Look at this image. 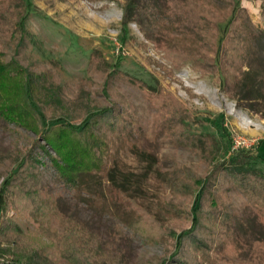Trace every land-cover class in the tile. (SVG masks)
Here are the masks:
<instances>
[{
	"label": "trees",
	"instance_id": "obj_1",
	"mask_svg": "<svg viewBox=\"0 0 264 264\" xmlns=\"http://www.w3.org/2000/svg\"><path fill=\"white\" fill-rule=\"evenodd\" d=\"M125 1V25L139 24L147 39L165 51L174 67L190 62L202 74L218 75L228 95L250 103L264 101V60L258 51L261 33L240 0ZM32 7L31 0H0V22L7 25L6 40H0V129L14 135L18 127H24L42 139L20 135L26 145L18 148L16 162L26 178L15 183L12 175L1 185L0 238L12 240L23 234L16 222L3 219L6 207L13 204L34 223L37 238H48L49 243L42 245L35 257L48 264H103V249L86 221L77 213H68L60 196L46 186H24L31 178L39 182L35 170L44 166L55 171L51 182L74 190L108 214L113 209L110 215L118 221L112 235L117 242L125 240L122 229L126 226L147 240L164 243L166 251L155 257V264H221L224 256L239 258L242 264H264V238L246 239L238 234L233 220L236 214L218 201L228 191L240 188L263 220L264 171L257 165L264 156L249 148L234 149L223 116L221 121L216 119L230 153L215 161V169L207 177L186 181L179 170L159 176L160 182L170 184L176 198L194 196L187 211L188 227L180 232L166 227L151 203L145 202L141 179L110 156L106 127L132 150L141 151L132 142V135L142 129L137 108L119 100L112 105L100 103L94 111L83 114L78 103L64 98L51 74L37 73L21 63L19 55L29 35L27 21ZM93 56L94 63L109 65L100 51ZM112 67V77L133 81L144 90L156 110V136L217 158L211 152V136L191 130L187 122L191 112L175 93L123 71L121 59ZM37 148L46 153L48 161L37 153ZM220 171L229 185L214 192ZM166 206L159 203L158 208L162 211ZM200 213L211 222L210 227L202 224ZM212 251L224 255L214 260L210 257ZM13 261L24 264L19 256ZM27 262L33 264V259ZM114 264H124L123 257Z\"/></svg>",
	"mask_w": 264,
	"mask_h": 264
},
{
	"label": "rangeland",
	"instance_id": "obj_2",
	"mask_svg": "<svg viewBox=\"0 0 264 264\" xmlns=\"http://www.w3.org/2000/svg\"><path fill=\"white\" fill-rule=\"evenodd\" d=\"M31 1L33 7L27 21L29 35L19 55L21 63L37 73L51 74L64 98L78 103L83 114L94 111L100 103L112 105L119 100H126L137 108L142 129L132 135V142L141 151L132 150L106 127L104 130L110 156L141 179L145 202L151 203L166 227L174 228L177 232L188 227L187 211L194 196L182 195L176 198L170 184L160 182L159 176L161 173L179 170L184 181L197 176L207 177L215 169V161L230 153L221 129L215 124L216 119L221 121L223 116L225 126L232 134L234 149L249 148L264 156V101L250 103L228 95L222 88L218 75L202 74L190 62L181 68L174 67L165 51L158 49L154 42L147 39L139 24L125 25L128 1ZM240 1L261 33L258 51L264 60V0ZM6 33L7 25L0 22L1 41L6 40ZM97 51L103 54L108 66L103 67L93 62L92 57ZM120 59L123 71L150 85H162L186 104L191 112V118L187 119L191 130L211 136L214 142L211 152L217 158L209 157L206 152L199 154L184 145H176L169 138L155 135L156 110L152 108L144 90L133 81L111 76L112 66ZM10 126L15 128L16 124ZM17 130L18 134L13 135L0 129V190L4 180L12 175L15 183L26 178L25 173L18 171L16 162L18 148L26 145L20 135L28 134L39 138L36 133L27 131L24 127H18ZM36 151L48 161L44 151L39 148ZM52 153L55 154L54 151ZM257 166L264 171V161H260ZM35 171L40 175L39 182L31 178L24 186L27 189H43L46 186L53 194L60 196L61 204L68 213H77L86 221L103 249V264H114L122 257L124 264H155V257L165 253L164 243L147 240L140 233H132L126 226L122 229L125 240L117 242L112 235L113 227L118 221L110 215L113 209L108 210V214L98 204L92 205L85 197L77 196L74 190L51 182L55 174L51 167L43 166ZM228 185V180L220 171L213 191L226 189ZM224 195L218 201L228 212L236 214L233 220L238 234L246 239L253 236L264 238V219L256 214L247 194L242 189L235 188ZM159 203L167 204L166 209L161 211ZM199 216L202 224L210 227L211 222L201 213ZM3 219L16 222L23 234L12 240L0 238L1 264H15V256L21 257L24 264L28 263V259H33V264H48L44 259L34 256L42 245L49 243L48 238L35 236L34 223L13 204L6 207ZM213 247L218 249L216 244ZM210 254L214 260L224 255L213 251ZM221 264L242 262L239 258L224 256Z\"/></svg>",
	"mask_w": 264,
	"mask_h": 264
}]
</instances>
